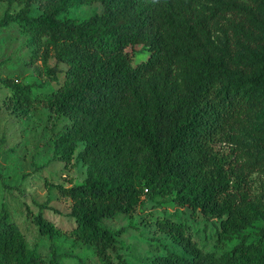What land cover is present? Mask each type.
I'll return each instance as SVG.
<instances>
[{
	"label": "trees",
	"instance_id": "trees-1",
	"mask_svg": "<svg viewBox=\"0 0 264 264\" xmlns=\"http://www.w3.org/2000/svg\"><path fill=\"white\" fill-rule=\"evenodd\" d=\"M0 2L20 5L5 11L0 31L16 24L39 42L43 63L52 55L56 60L53 68L46 65L53 80L58 65L67 66L64 84L45 100L57 118L70 122L54 140L53 159L69 165L81 148L76 159L87 167L81 182L57 186L72 202L70 229L46 217L45 205L33 219L51 242L49 264H62L56 236L93 246L103 264H115L110 252L117 250V234L102 221L145 208V202L219 220L222 241L264 222V208L250 201L244 177L214 150L264 97V0ZM96 3L101 14L61 18L68 5ZM220 21L224 42L213 33ZM135 46L149 52L137 65L128 52ZM2 83L15 104L35 100L31 85ZM260 143L264 158V135ZM155 224L186 254L167 251L151 264H264V226L257 240L243 236L217 255L203 251L177 217H158ZM0 264H48L28 246L6 205L0 211Z\"/></svg>",
	"mask_w": 264,
	"mask_h": 264
},
{
	"label": "rangeland",
	"instance_id": "rangeland-1",
	"mask_svg": "<svg viewBox=\"0 0 264 264\" xmlns=\"http://www.w3.org/2000/svg\"><path fill=\"white\" fill-rule=\"evenodd\" d=\"M8 8L15 12L20 5L0 2V18ZM102 11L100 3L68 5L61 18L84 20ZM223 25L220 21L213 26V33L220 42L225 41L220 30ZM128 52L133 56L134 65L146 61L149 56L144 46L128 48ZM46 65L50 68L56 65L53 55ZM46 65L40 43L31 39L18 25L11 24L0 31V211L6 205L12 220L25 235L28 246L36 248L49 264L51 242L40 235L33 219L39 213L40 205H45L43 213L46 217L58 227L70 229L72 224L67 214L72 202L60 194L57 186L69 187L71 183L81 182L86 177L87 167L76 159L81 148L69 165L53 159L54 140L70 122L65 117L57 118L45 100L46 95L64 84L67 66L59 64L60 72L53 80L47 75ZM4 79L31 85L35 100L27 106L15 104L12 91L2 83ZM263 135L264 97L253 104L243 123L231 128L229 136H223L214 143L215 152L230 161L236 168V174L244 177L250 201L262 208L264 158L260 141ZM143 199L145 202L147 196ZM162 199L156 198L157 201ZM145 204V208L137 207L130 214L102 221L105 228L117 234V250L110 252L115 264H121L120 257L128 264H151L153 257L167 251L186 254L169 235L157 229L155 221L158 217H177L187 223L199 247L217 255L230 252L243 236L249 241L257 240L258 232L264 226L263 221H256L230 240L222 241L217 236L220 224L217 219H208L188 208ZM50 208L54 211L48 210ZM53 242L62 255V264H103L93 246L67 236H56Z\"/></svg>",
	"mask_w": 264,
	"mask_h": 264
},
{
	"label": "built area",
	"instance_id": "built-area-1",
	"mask_svg": "<svg viewBox=\"0 0 264 264\" xmlns=\"http://www.w3.org/2000/svg\"><path fill=\"white\" fill-rule=\"evenodd\" d=\"M147 191V190H146Z\"/></svg>",
	"mask_w": 264,
	"mask_h": 264
}]
</instances>
